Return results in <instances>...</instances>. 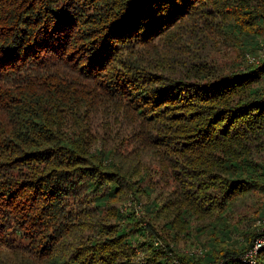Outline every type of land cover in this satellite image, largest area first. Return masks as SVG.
<instances>
[{
  "label": "trees",
  "instance_id": "1",
  "mask_svg": "<svg viewBox=\"0 0 264 264\" xmlns=\"http://www.w3.org/2000/svg\"><path fill=\"white\" fill-rule=\"evenodd\" d=\"M258 37L264 0H0V264H248Z\"/></svg>",
  "mask_w": 264,
  "mask_h": 264
},
{
  "label": "rangeland",
  "instance_id": "2",
  "mask_svg": "<svg viewBox=\"0 0 264 264\" xmlns=\"http://www.w3.org/2000/svg\"><path fill=\"white\" fill-rule=\"evenodd\" d=\"M258 40H260V49L257 50V51L255 49L251 51L250 55L247 57V59H249V61L252 58L253 59H257L260 56V53H261V50H262V44L264 43V38L262 39V38L258 37ZM236 54H237V52H236L235 49H232L231 51L228 52V55L231 56V57H235ZM252 61H254V60H252ZM129 199H127L125 201H121L118 204V207L122 208V209L124 207H126V210L128 211V209L130 208V203H128V202H130V201H128ZM262 209H263V207L260 206V199L259 198L256 200L255 204L251 205L249 208H246V214L245 215H246L247 218H250L249 222H251L250 224H252V229L254 230V233H255L254 241L256 239H258L261 234H263V231H262V228H261L262 219L258 218V213H257V212H259V210L263 211ZM140 215L141 214L137 213L136 217H139V219H140V217H141ZM159 242L163 246L161 249L166 250L164 243L162 241H159ZM201 248L202 247H200V246L194 247V248H186V247L183 248L182 247V248H180L178 250H179L180 254H188V255H190V254L193 253L192 255L201 256V254H202V249ZM194 252H197V253H194ZM168 254H169L170 257L172 256L171 253H168ZM174 262H177V263L180 264V262L176 258L173 259L172 264H174ZM135 264H137V263L135 262Z\"/></svg>",
  "mask_w": 264,
  "mask_h": 264
},
{
  "label": "built area",
  "instance_id": "3",
  "mask_svg": "<svg viewBox=\"0 0 264 264\" xmlns=\"http://www.w3.org/2000/svg\"><path fill=\"white\" fill-rule=\"evenodd\" d=\"M260 54H262V55L264 54V43L262 44V50H261ZM128 203H130V202H128ZM122 210H126V207L121 209V211ZM262 231L264 232V227H263ZM156 247L158 249H161L163 246H162V244L159 241H157L156 242ZM263 248H264V235H262L258 239H256L252 249L243 256L244 262H246L248 264H254L255 257L257 255L258 251L260 249H263ZM194 253H197V252H194ZM136 254H137V264H149L148 261L145 258V255L142 253V251L136 249ZM174 264H179V263L174 262Z\"/></svg>",
  "mask_w": 264,
  "mask_h": 264
}]
</instances>
